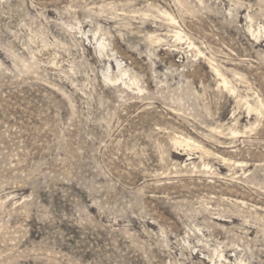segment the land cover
Instances as JSON below:
<instances>
[{
    "label": "rangeland",
    "instance_id": "1",
    "mask_svg": "<svg viewBox=\"0 0 264 264\" xmlns=\"http://www.w3.org/2000/svg\"><path fill=\"white\" fill-rule=\"evenodd\" d=\"M0 264H264V0H0Z\"/></svg>",
    "mask_w": 264,
    "mask_h": 264
},
{
    "label": "bare ground",
    "instance_id": "2",
    "mask_svg": "<svg viewBox=\"0 0 264 264\" xmlns=\"http://www.w3.org/2000/svg\"><path fill=\"white\" fill-rule=\"evenodd\" d=\"M171 21L174 22V19L172 18ZM180 34H181V32L176 30V36H180ZM99 43H100V42H99ZM99 45H101L100 48H101V47L104 48L106 44H105L104 42L101 41V43H100ZM214 70H215V69H214ZM215 71L217 72V70H215ZM224 83H225V79H224ZM186 140H187V139H186Z\"/></svg>",
    "mask_w": 264,
    "mask_h": 264
}]
</instances>
